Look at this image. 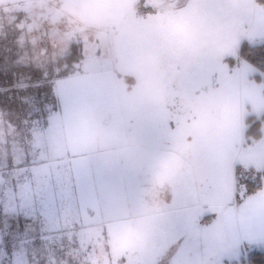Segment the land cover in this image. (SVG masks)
<instances>
[{
  "label": "rangeland",
  "instance_id": "1",
  "mask_svg": "<svg viewBox=\"0 0 264 264\" xmlns=\"http://www.w3.org/2000/svg\"><path fill=\"white\" fill-rule=\"evenodd\" d=\"M257 1L0 0V264H230L259 244L235 191L244 174L264 194V124L245 134L264 73L239 57L264 42Z\"/></svg>",
  "mask_w": 264,
  "mask_h": 264
},
{
  "label": "trees",
  "instance_id": "2",
  "mask_svg": "<svg viewBox=\"0 0 264 264\" xmlns=\"http://www.w3.org/2000/svg\"><path fill=\"white\" fill-rule=\"evenodd\" d=\"M4 43H5V41L3 39H0V46H2ZM239 51H240L239 57H241L246 63H249V65L251 64L259 72L264 73V42H262L258 45H251V46L245 42V43H243L242 46H240ZM1 52L3 53L4 50L0 49V57L2 56V58H3L4 54H1ZM77 52L81 53V47L75 46L73 48V50L71 51V53H72L71 55L74 56V54H76ZM0 62H1V59H0ZM230 63H231L230 65H232V66L234 65L232 60H230ZM65 70H62L64 72H62V74H60L61 77H65L69 73V71H65ZM16 79L9 77V80H11L12 83H14L16 81ZM0 80H1V77H0ZM15 90H17V89H15ZM3 92H5V91H3ZM52 101H53V99H52ZM10 102L12 103L13 101H10ZM19 106H21L20 110L22 109L21 111L24 114H26L27 111L31 110V109L25 110L26 109L25 107H27V109H28V106H26L22 102L19 104ZM38 106H37L36 110H34V109L32 110L36 117H40L41 113L43 112L42 102ZM40 106H41V108H40ZM9 107H11V105ZM245 121L247 123L246 124L247 128L245 129L246 137L250 138V139L251 138H256V139L260 138L261 133L254 132V128L259 127L261 123L264 124V113L259 118H248ZM240 168L241 167L238 166L237 170H240ZM263 174H264V171H263ZM235 179H237L235 191H236V204L238 206V204L241 205L242 203H244V200L246 197L251 196V195H255V193H257L259 191L261 185H260L258 178L253 180L252 178H248V176L245 177L244 174H241V175L237 174L235 176ZM241 192H242V194H240ZM83 228H85V227H83ZM230 264H264V243H259L257 246H253L248 251L245 258L242 257L241 259L236 260L235 262H232Z\"/></svg>",
  "mask_w": 264,
  "mask_h": 264
},
{
  "label": "crops",
  "instance_id": "3",
  "mask_svg": "<svg viewBox=\"0 0 264 264\" xmlns=\"http://www.w3.org/2000/svg\"><path fill=\"white\" fill-rule=\"evenodd\" d=\"M262 193L259 192L246 197L244 207L247 208L238 212L240 236L243 238L244 244L257 245L258 243H264V194ZM41 237L36 236L38 239H41Z\"/></svg>",
  "mask_w": 264,
  "mask_h": 264
},
{
  "label": "flooded vegetation",
  "instance_id": "4",
  "mask_svg": "<svg viewBox=\"0 0 264 264\" xmlns=\"http://www.w3.org/2000/svg\"><path fill=\"white\" fill-rule=\"evenodd\" d=\"M2 236H5L4 234L3 235H1V237ZM6 239H5V237H4V243H3V245H5L6 244V241H5Z\"/></svg>",
  "mask_w": 264,
  "mask_h": 264
},
{
  "label": "water",
  "instance_id": "5",
  "mask_svg": "<svg viewBox=\"0 0 264 264\" xmlns=\"http://www.w3.org/2000/svg\"><path fill=\"white\" fill-rule=\"evenodd\" d=\"M158 1H166V0H158ZM168 1H173V0H168Z\"/></svg>",
  "mask_w": 264,
  "mask_h": 264
}]
</instances>
